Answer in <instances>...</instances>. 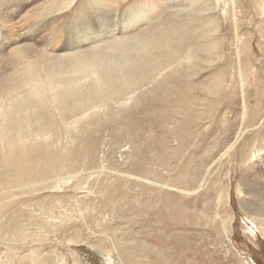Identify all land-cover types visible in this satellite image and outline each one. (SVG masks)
Segmentation results:
<instances>
[{
  "label": "rangeland",
  "instance_id": "1",
  "mask_svg": "<svg viewBox=\"0 0 264 264\" xmlns=\"http://www.w3.org/2000/svg\"><path fill=\"white\" fill-rule=\"evenodd\" d=\"M98 1L51 13L59 37L34 24L27 49L67 55L81 16L133 8L122 38L168 41L166 72L130 99L55 115L59 131L30 129L23 147L48 151L0 175V264H264V0H209L198 15L183 0ZM20 3L2 17L27 30L40 17ZM2 44L0 86L24 69Z\"/></svg>",
  "mask_w": 264,
  "mask_h": 264
},
{
  "label": "bare ground",
  "instance_id": "2",
  "mask_svg": "<svg viewBox=\"0 0 264 264\" xmlns=\"http://www.w3.org/2000/svg\"><path fill=\"white\" fill-rule=\"evenodd\" d=\"M74 1L66 0L62 6L52 10L56 6L52 0H0V49L5 52L7 45L2 44V40L9 37L13 48L10 49L8 59L18 63L24 61V69L15 74L17 77L14 74L7 76L0 86V175L5 168L23 170L33 165V156L40 157V162L43 154L48 151L43 144L33 149L23 147L22 139L30 129L59 131L55 115L64 122L86 106L100 108L109 101L124 97L130 99L138 87L145 86L146 81L153 83L156 76L166 72L164 69L169 54L165 52L166 47H170L168 41L158 44L149 39L128 42L122 38L129 27L138 22L139 9L133 8L126 11L123 18L111 11V6V10L94 11L98 15L92 13L85 18L79 16L80 27H84V30L78 32V36L73 33V36L70 34L66 37L73 38L67 48L71 53L67 55H62L65 51L62 46H50L49 49L44 47L41 51L28 50V34H32V39H39L40 34L50 27V39L59 37L48 17L51 13L68 10ZM183 1L187 2V10L191 13L198 15L212 11L213 4L209 0ZM18 2H24L19 4L20 8L24 5L26 8L31 7L26 12L21 10V17H40L30 23L32 28L28 24L27 30H22L16 26L14 18L9 22L4 20L3 17H12V12L5 11L3 6H13ZM197 2L199 5H196ZM103 4L97 0L92 7H101ZM99 19L102 21L98 25ZM34 24H42L38 32L43 31L36 33ZM62 36L65 37L64 34ZM85 42L89 47L86 53L73 51ZM4 55L1 56L0 64L4 62ZM173 55L176 53L173 52ZM2 82L3 77L0 75V84ZM29 111H32L31 115H28ZM48 166L53 167V160L48 161Z\"/></svg>",
  "mask_w": 264,
  "mask_h": 264
}]
</instances>
